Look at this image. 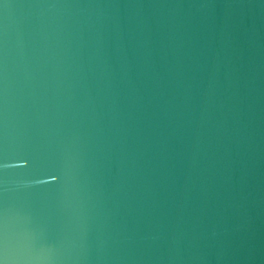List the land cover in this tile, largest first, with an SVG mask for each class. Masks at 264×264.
<instances>
[{"label":"water","instance_id":"obj_1","mask_svg":"<svg viewBox=\"0 0 264 264\" xmlns=\"http://www.w3.org/2000/svg\"><path fill=\"white\" fill-rule=\"evenodd\" d=\"M0 264H264V0H0Z\"/></svg>","mask_w":264,"mask_h":264}]
</instances>
